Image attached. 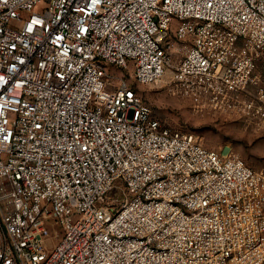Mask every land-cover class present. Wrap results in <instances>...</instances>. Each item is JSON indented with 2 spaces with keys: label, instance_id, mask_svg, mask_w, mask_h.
Returning <instances> with one entry per match:
<instances>
[{
  "label": "built area",
  "instance_id": "1",
  "mask_svg": "<svg viewBox=\"0 0 264 264\" xmlns=\"http://www.w3.org/2000/svg\"><path fill=\"white\" fill-rule=\"evenodd\" d=\"M262 56L264 0H0V264H264V172L109 72L264 123Z\"/></svg>",
  "mask_w": 264,
  "mask_h": 264
},
{
  "label": "rangeland",
  "instance_id": "2",
  "mask_svg": "<svg viewBox=\"0 0 264 264\" xmlns=\"http://www.w3.org/2000/svg\"><path fill=\"white\" fill-rule=\"evenodd\" d=\"M178 47L175 64L181 62L188 45ZM111 70L116 85L125 81L133 87L163 126L192 133L207 148L235 156L264 172V123L247 116L241 105L229 107L224 102H213L209 96L186 94L172 82L170 71L157 84H140L134 79L131 65L114 66Z\"/></svg>",
  "mask_w": 264,
  "mask_h": 264
},
{
  "label": "crops",
  "instance_id": "3",
  "mask_svg": "<svg viewBox=\"0 0 264 264\" xmlns=\"http://www.w3.org/2000/svg\"><path fill=\"white\" fill-rule=\"evenodd\" d=\"M131 65V64H130ZM129 65V66H130ZM132 67H133V65H131ZM114 66H110V68H109V72L110 73H112V68H113ZM258 73H259V75H260V80H261V83H262V85L264 86V56H262V57H260V59L258 60ZM111 70V71H110Z\"/></svg>",
  "mask_w": 264,
  "mask_h": 264
}]
</instances>
